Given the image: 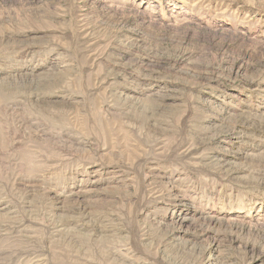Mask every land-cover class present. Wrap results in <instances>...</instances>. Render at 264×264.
<instances>
[{
	"label": "rangeland",
	"instance_id": "374dc122",
	"mask_svg": "<svg viewBox=\"0 0 264 264\" xmlns=\"http://www.w3.org/2000/svg\"><path fill=\"white\" fill-rule=\"evenodd\" d=\"M0 264H264V0H0Z\"/></svg>",
	"mask_w": 264,
	"mask_h": 264
}]
</instances>
